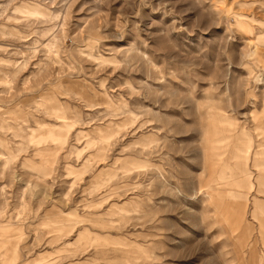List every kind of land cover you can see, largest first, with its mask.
I'll use <instances>...</instances> for the list:
<instances>
[{"label":"rangeland","instance_id":"obj_1","mask_svg":"<svg viewBox=\"0 0 264 264\" xmlns=\"http://www.w3.org/2000/svg\"><path fill=\"white\" fill-rule=\"evenodd\" d=\"M0 264H264V0H0Z\"/></svg>","mask_w":264,"mask_h":264},{"label":"crops","instance_id":"obj_2","mask_svg":"<svg viewBox=\"0 0 264 264\" xmlns=\"http://www.w3.org/2000/svg\"><path fill=\"white\" fill-rule=\"evenodd\" d=\"M220 165L222 167V170L229 169L230 170L229 174H230V172H231L230 167L231 166H229V165L225 166L224 164H220ZM226 172H224V174ZM222 193H225V192L221 191V193L218 194V198L215 202V212L217 213V215L222 214L224 221H226L228 224L231 225V226H228L229 228H232L233 230H240L241 229V223H240V219H239L238 209L240 208V206L243 207L245 203H242V204L239 203L238 192L236 190H230L229 194H226V195H223ZM228 195L232 198V199H230V200H233L232 202H229L225 199V197ZM245 195H247V198L250 197L248 194H245ZM228 213L231 215V217L230 218L228 217L227 219L224 218V214H228Z\"/></svg>","mask_w":264,"mask_h":264}]
</instances>
